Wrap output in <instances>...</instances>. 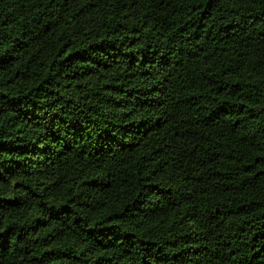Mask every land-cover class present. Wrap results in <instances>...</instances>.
<instances>
[{
  "label": "trees",
  "instance_id": "trees-1",
  "mask_svg": "<svg viewBox=\"0 0 264 264\" xmlns=\"http://www.w3.org/2000/svg\"><path fill=\"white\" fill-rule=\"evenodd\" d=\"M0 264H264V0H0Z\"/></svg>",
  "mask_w": 264,
  "mask_h": 264
}]
</instances>
